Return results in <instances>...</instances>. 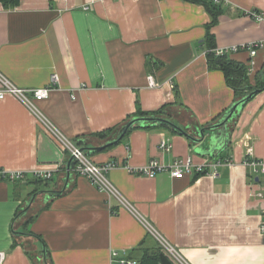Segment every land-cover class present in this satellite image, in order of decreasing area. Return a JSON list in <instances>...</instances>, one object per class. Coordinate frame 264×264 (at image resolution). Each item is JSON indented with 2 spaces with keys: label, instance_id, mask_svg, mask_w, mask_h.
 Returning <instances> with one entry per match:
<instances>
[{
  "label": "crops",
  "instance_id": "crops-1",
  "mask_svg": "<svg viewBox=\"0 0 264 264\" xmlns=\"http://www.w3.org/2000/svg\"><path fill=\"white\" fill-rule=\"evenodd\" d=\"M219 6L217 23L209 27L206 7L189 0L0 2V73L21 89L45 87L55 74L56 88L37 106L80 148L105 144L129 119L163 106L170 121L194 135L235 101L223 72L209 68L207 34L223 50L264 42V0H222ZM228 58L248 68L251 85L259 72L264 80V47L253 59L246 50ZM148 76L159 86L149 87ZM109 130L108 138L97 136ZM205 134L195 144L163 126H137L89 156L96 164L130 168L187 158L203 167L182 179L114 168L107 178L134 212L73 172L64 192L48 198L44 191L62 189L70 156L26 107L6 96L0 100V171H20L25 179L0 180L4 264H42L41 244L50 264H111L113 251L162 253L149 228L190 264H264V173L242 164L246 157L264 161V90L238 111L227 131ZM162 141L169 151L160 149ZM208 163H220L216 176ZM55 167L28 214L15 221L37 190L34 171Z\"/></svg>",
  "mask_w": 264,
  "mask_h": 264
},
{
  "label": "built area",
  "instance_id": "built-area-1",
  "mask_svg": "<svg viewBox=\"0 0 264 264\" xmlns=\"http://www.w3.org/2000/svg\"><path fill=\"white\" fill-rule=\"evenodd\" d=\"M214 4H221L222 0H211ZM251 15L257 20H263L262 15L251 13ZM264 47L263 41H257L253 43H248L240 46H233L227 49H216V55H228L229 53H235L241 50H246L249 53L251 59L257 54V51ZM149 87H158L159 84H155L151 76L147 77ZM58 82L57 76L54 74L50 78L49 85L41 88L34 89H21L15 86L11 81H9L3 74L0 73V100L4 99L6 96H11L26 107L32 116L36 118L38 123L43 127V129L53 136V138L60 144L63 151L67 152L70 157H73L74 164L71 172L73 174L84 177L87 181L97 188L99 191L105 192L109 195L117 197L122 207L134 212L133 207L120 196L117 189L112 185V183L107 178V174L116 167H123L129 173L138 176H144L148 178H154L158 173L166 172L173 179H182L185 175H191L193 172L198 174L203 173V167L195 166L192 164L191 159H177L172 164L165 165L157 160L149 161L145 166L139 168H130V166H123L116 163H105L96 164L91 160L89 155H87L81 148L73 144L69 139L62 135L59 130L45 117V115L39 110L37 103L46 99L50 92L56 88ZM169 87L173 86L169 83ZM170 144L166 141H162L160 144V149L162 151H169ZM230 161L226 160L224 164H229ZM245 166L250 167L253 172L257 173L262 171L264 173V161L246 157L244 163ZM220 163H208L206 166L211 168V176H216V168ZM59 170L55 167L52 170L45 171H34L33 178L50 180L52 178L53 171ZM6 179L9 182L23 181L25 179V173L20 171L5 174L0 171V180ZM264 188V181L261 184ZM257 196L261 197L258 193ZM149 231L157 236V239L161 245L162 253L173 263V264H190L187 262L179 253L177 249L168 244L160 237L153 229L149 228ZM261 231L264 235V219L261 225ZM6 259V254L0 251V264H4ZM111 264H137V261L130 259L126 253L119 254V252L113 251L111 253Z\"/></svg>",
  "mask_w": 264,
  "mask_h": 264
},
{
  "label": "trees",
  "instance_id": "trees-1",
  "mask_svg": "<svg viewBox=\"0 0 264 264\" xmlns=\"http://www.w3.org/2000/svg\"><path fill=\"white\" fill-rule=\"evenodd\" d=\"M195 3H200L203 4L206 9L208 10V13L211 16V23L209 27L214 26L217 23L218 16L220 14V6L217 4H214L211 0H189ZM2 5L4 7H14L15 5L18 4L19 0H0ZM205 45L207 47V52H206V58L207 62L209 65V68L211 69H218L221 70L224 74L226 84L233 89L235 93V101L238 99L242 98L243 96L247 95L252 89H260L261 91L264 90V80L262 79L263 73L259 72L258 75L256 76L255 83L254 85H251L249 77H248V68L245 67L243 64H238L235 63L231 60H229L228 55H222L218 56L216 55V47L214 44V39L213 36L210 34H207L206 39H205ZM234 101V102H235ZM165 106L161 107L157 112L154 114H145V113H140L138 117H143V116H156V117H162L167 120H169L165 114H164ZM148 127H156V126H150V125H145ZM165 127V126H163ZM169 129L170 131H173L172 129L165 127ZM113 130L109 131H104L103 133L98 134L97 136L101 139L108 138L113 134ZM174 132V131H173ZM176 133V132H175ZM113 138V136L111 137ZM49 180H42V179H36L34 180L35 185L37 187V190L34 191L37 192L38 188L41 184L47 182ZM33 195V194H32ZM28 212L24 215L21 216H26ZM17 214L15 216V221L18 220L20 216ZM32 220V219H31ZM24 233V232H22ZM26 235H29L25 233ZM17 236V235H16ZM161 251L160 249H154L152 251H143L140 256H132L129 255L128 257L130 259H134L137 261V264H160L159 263V255ZM42 255V254H41ZM43 263L42 264H50L48 261V255L46 252V256L43 257Z\"/></svg>",
  "mask_w": 264,
  "mask_h": 264
},
{
  "label": "water",
  "instance_id": "water-1",
  "mask_svg": "<svg viewBox=\"0 0 264 264\" xmlns=\"http://www.w3.org/2000/svg\"><path fill=\"white\" fill-rule=\"evenodd\" d=\"M260 89H252L247 95L243 96L242 98L235 101L229 108H227V111L223 114L221 119L217 121L216 123H212L211 125H208L207 127H203L198 130L197 134H190L186 129H183L176 124H174L172 121L167 120L162 117H156V116H143V117H134L129 119L122 127L118 130L116 136L106 142L105 144H102L98 147H84L81 148L82 151H84L87 155L92 156L93 154L103 151L111 146L118 144L124 136L134 127L137 126H143V125H150V126H165L170 129H172L174 132L185 136V138H188L190 141H192L195 144H200L204 141L206 134L205 132H210V134H213L215 132L221 133L222 131H227L228 124L233 120L235 115L238 113L240 109H242L250 100H252L258 93H260ZM56 163V162H54ZM74 160L73 157H69V159L65 163V182L62 186V189L60 190H49L44 191L46 195H48V198H54L60 196L66 187L68 186V181L70 179V173L73 168ZM36 197V193L33 194L27 201L24 209L22 212L19 213L18 216L24 215L28 212L31 203L33 202L34 198ZM14 235L20 236H26L25 233L13 231ZM42 248V256H46V250L44 246L41 244ZM159 263L160 264H173L163 253H160L159 255Z\"/></svg>",
  "mask_w": 264,
  "mask_h": 264
},
{
  "label": "rangeland",
  "instance_id": "rangeland-1",
  "mask_svg": "<svg viewBox=\"0 0 264 264\" xmlns=\"http://www.w3.org/2000/svg\"><path fill=\"white\" fill-rule=\"evenodd\" d=\"M48 185H49V183L45 182V183L41 184L38 189H40V190L45 189V187Z\"/></svg>",
  "mask_w": 264,
  "mask_h": 264
}]
</instances>
